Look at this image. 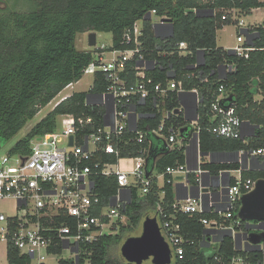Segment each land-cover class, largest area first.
Segmentation results:
<instances>
[{"label":"trees","instance_id":"trees-1","mask_svg":"<svg viewBox=\"0 0 264 264\" xmlns=\"http://www.w3.org/2000/svg\"><path fill=\"white\" fill-rule=\"evenodd\" d=\"M29 11L0 10V142H9L15 138L34 119L40 111L47 107L65 88L80 82L85 76L86 68L97 61L94 49L79 50L76 45L81 33L100 32L111 33L113 45L108 50H126L134 45L124 42V34L133 31L137 22L143 23L142 53L145 61L150 64L146 75L156 83L164 86L174 79L182 83L186 92L197 90L201 103L198 109V125L200 132V150L203 155L236 154L241 151H251L264 147V100L257 101L260 90L264 91V25L249 28L254 38L246 42L255 50L248 58L240 57L234 52L218 46V32L231 25V10H239L249 15L253 9L264 8L261 0H40ZM195 9L197 12L187 13ZM156 11V16L167 18V25L157 26L150 13ZM229 12V13H228ZM227 14V19L222 17ZM169 30L167 36L158 32V28ZM187 43L186 55L180 54L181 43ZM203 53L204 60H199ZM137 60L129 63L123 75L129 83L137 80L135 67ZM235 65V70L226 78H221L220 69ZM155 66V67H154ZM224 85L227 94L233 96L237 103L240 117L254 125L257 131L254 135L242 139H224L211 134L212 124L211 103L214 93ZM108 83L106 75L98 72L95 75L93 87L88 92L74 93L61 102L42 119L28 135L18 141L10 150L12 155L30 154L32 140L40 135L53 132L58 128V117L66 114L75 116H93L99 119L104 112L101 105L88 103L89 96L106 91ZM155 98L140 105L142 119L139 127L147 130L160 126L163 115L158 114ZM181 93L170 92L166 110L171 114L181 110L179 114H171L166 119L165 132L170 129H183L184 136H189L192 130V119L183 111ZM133 137V134H127ZM154 147L159 142L151 137ZM147 146V145H145ZM163 147V143L161 144ZM143 146L129 143L125 146L123 156H140ZM159 150H161L159 148ZM113 161L112 158H103ZM187 162L186 148H175L159 157L156 163L151 160L149 171L155 168L158 174H164L163 186L153 178L151 192L140 198L137 190L133 191L132 202L124 213L129 217L131 225H137L141 220V211L145 208L150 212L162 204L170 210L176 200V189L173 177L166 174L168 167H177ZM204 170L219 173L220 171L239 170L240 162L204 163ZM244 180L264 179V171L257 169L242 170ZM193 184L195 178L191 177ZM95 192L102 198V206L118 195L119 183L116 175L98 177L95 180ZM161 193H164L161 199ZM152 210V211H151ZM150 212L146 217H150ZM152 216V215H151ZM216 213H201L193 217L180 216L184 233L196 241L187 249L186 259L179 264H216L214 256L207 255L203 247V236L208 231L201 220L215 218ZM64 220V219H63ZM130 227V226H129ZM121 226L122 231L127 228ZM118 235H106L98 242L81 244L83 250L78 262L61 260L60 264H132L109 259V245ZM62 247L53 249L54 254L61 255ZM235 241L231 236H225L214 254L229 261L238 254ZM245 253V252H243ZM246 254V253H245ZM252 264L263 260L261 251L248 253ZM8 258L10 264H27L29 258L20 256L19 251L10 244Z\"/></svg>","mask_w":264,"mask_h":264},{"label":"built area","instance_id":"built-area-1","mask_svg":"<svg viewBox=\"0 0 264 264\" xmlns=\"http://www.w3.org/2000/svg\"><path fill=\"white\" fill-rule=\"evenodd\" d=\"M150 15H156V11ZM227 17L224 14L222 19ZM163 19L156 23L158 27L168 23ZM139 22L133 31L124 34V42L135 47L111 50L108 59L105 58L107 45L94 47L100 52L96 54L97 61L86 68L85 75L93 74L95 78L96 73L102 72L108 83L106 91L88 98V103L104 107L99 119L93 116L62 115V128L35 137L29 155H12L9 152L0 159V202L8 198L17 202L14 215H7L0 210V264H10V244L19 251L20 256L29 258L27 264H48L52 255H58L52 252L53 249L59 247L63 248L61 255L69 253L60 262L62 259L78 262L83 252L81 244H91L106 235H114L122 226L128 217L124 211L132 202L135 189L139 197L144 198L151 192L153 178L157 177L159 185L161 179L164 183V174L153 175L155 166L151 168V175L147 176L151 154L159 158L166 151L180 147L195 148L199 157L198 168L193 171L188 164L167 168L166 174L173 177V184L182 185L179 188L182 193L176 197L170 210L158 204L152 215L157 218L162 235L170 247L172 264L184 261L187 249L196 243L185 235L180 216L193 217L201 213L217 214L215 218L201 220L208 230L203 236V247L207 255L214 256L216 264H252L248 253L257 251L263 253V260L257 264H264V244L258 247L249 239L250 234L256 231L255 226L239 217L242 196L252 192L256 186V180H244L242 160L246 159L247 169L264 171V147L239 152L242 168L220 171L217 184L212 181L207 183L205 178L201 182L203 173L210 174V171L202 168L201 128L194 122L197 128L193 130V126L189 136H184L183 129L173 127L169 134L165 132L166 119L175 114L166 110L169 93L177 91L182 94L186 91L182 83L174 78L164 86L146 75L150 64L142 53L140 37L143 35V23L139 27ZM238 23L240 28L245 27L243 21ZM237 40L234 53L248 58L255 48L246 45L243 33L237 36ZM179 47L181 55L189 53L187 43L183 42ZM133 60L138 61L135 67L137 80L129 83L123 75ZM231 66L234 71L235 65ZM193 91L197 93V90ZM70 96L64 97L56 106ZM153 97L155 109L163 115V119L159 127L145 130L139 127L142 119L140 105ZM214 97L211 103L212 124L209 127L211 134L218 138L245 140L248 135L245 130L247 122L238 114L233 96L227 94L226 87L222 85ZM256 100H264L263 90L259 91ZM198 101L200 103V99ZM130 133L134 136L128 137ZM71 137L74 138L73 144ZM151 137L159 142L156 147ZM132 142L143 146L140 156H123L125 146ZM104 157L112 158L113 161H104ZM225 172H229L230 176L234 172L239 175L235 176L236 180L232 183L226 179ZM192 173L196 174V184L199 181L200 185L195 193L189 181ZM113 175L117 176L119 193L108 205L102 206V198L95 192V180ZM183 189H187V194L183 193ZM163 197L164 193H161V199ZM225 236L234 239L235 249L239 251L229 261L214 254ZM3 244L7 252L5 263L1 254Z\"/></svg>","mask_w":264,"mask_h":264},{"label":"rangeland","instance_id":"rangeland-1","mask_svg":"<svg viewBox=\"0 0 264 264\" xmlns=\"http://www.w3.org/2000/svg\"><path fill=\"white\" fill-rule=\"evenodd\" d=\"M40 0H35V3H37ZM34 0H0V10L6 11L8 9L15 10V11H29L31 8H33ZM229 13V12H228ZM231 18L233 19V22L231 25L224 27V29L220 30L218 32V43L219 46L224 47L226 49H232L238 45L237 35L240 34L241 28L239 27L238 21H243L244 24L248 27V25H259V23H264V8L258 9L254 12L252 15H246L240 12L239 10H231L230 14ZM161 18L153 15L152 20L153 22L157 23ZM167 25V24H166ZM139 27H142V22H139ZM169 30L166 28H158V32L161 34H166ZM90 33H81L77 37L76 45L79 50H90L94 51V47L90 46ZM97 34V46L101 45H107L108 48H110L113 45V36L111 33H100L96 32ZM111 57V51L105 50V58ZM94 75L93 74H86L84 78L78 82L76 85L70 87L68 86L65 88L47 107L43 108L40 113L32 120H29L27 125L24 127V129L11 141L9 142H0V159L8 155L10 150L13 148V146L20 141L21 139L25 138L28 133L32 130L34 126H36L40 121H42L43 118H45L51 111H53L56 108V104L60 102L64 97L73 95L74 93L79 92H88L91 90L94 84ZM58 128H62L63 125V118L61 116L58 117ZM239 156L232 155V156H226L222 157V161L227 162H233L237 161ZM244 160H242L243 164ZM241 163V162H240ZM124 164V163H123ZM129 164V163H125ZM154 176H159L158 171L155 169ZM194 178V177H193ZM160 184H163V180H160ZM16 205L17 202L13 198L4 199L0 202V210L7 215H14L16 214ZM152 211V210H151ZM150 212V209H144L141 211V220L137 225H131V222L128 217L125 218L124 223L121 225L127 228L125 231H122L121 226H119V229L115 232L114 235H118L120 237V240L114 239L112 243L109 245V259L115 260V261H123V255H122V247L126 240L129 237H136L141 236L143 232V223L145 221L146 214ZM153 215V212H150V217ZM113 235V236H114ZM2 256H3V262H6V246L3 244L2 246ZM64 256H69V253H63V255H52L49 260L48 264H60V259ZM144 264H153L152 259L147 260L144 262Z\"/></svg>","mask_w":264,"mask_h":264},{"label":"water","instance_id":"water-1","mask_svg":"<svg viewBox=\"0 0 264 264\" xmlns=\"http://www.w3.org/2000/svg\"><path fill=\"white\" fill-rule=\"evenodd\" d=\"M191 12H194V10L190 9L189 13ZM149 19H152L151 15ZM163 20L167 22L168 19L164 18ZM89 38L90 46L95 47L97 45L96 32H91ZM230 51L234 52L233 49ZM172 78H174V76ZM180 111V109L176 110L175 114H179ZM195 112L197 113V109ZM194 120L196 121V119H192V121ZM73 141L74 138L71 137L72 144ZM236 154L239 156V153ZM206 156H212V154ZM157 159L158 156L152 153L148 160V164H150L151 160L156 162ZM212 162L227 163V161L214 159H212ZM233 162H240V159ZM206 174L207 173H203L201 176V182H203V178ZM150 175L151 171L148 172L147 176L149 177ZM192 188L199 189V181H197V184H194ZM130 193H132V191H130ZM239 217L244 221L251 222V225L255 226L254 228L256 231L250 234V241L258 247L264 244V179H258L255 189L242 196ZM122 255L127 262L132 264H144V262L149 259H152L153 264H172L171 250L162 235L157 218L147 217L145 219L141 236L129 237L122 247Z\"/></svg>","mask_w":264,"mask_h":264},{"label":"crops","instance_id":"crops-1","mask_svg":"<svg viewBox=\"0 0 264 264\" xmlns=\"http://www.w3.org/2000/svg\"><path fill=\"white\" fill-rule=\"evenodd\" d=\"M261 1L264 2V0H261ZM259 9H261V8H259ZM256 10H258V9H253L252 10V13L249 14V15L254 14V12ZM260 25H264V23H261V24L259 23V25L250 24V25H248V27L245 24V27H242L241 28L240 34L243 33V35L245 36L247 42H250V41L253 40L254 35L253 36L250 35L249 28L258 27ZM164 36H167V33L164 34ZM218 46H219V43H218ZM219 47H221V46H219ZM221 48H224V47H221ZM224 49H226V48H224ZM226 50H228V49H226ZM230 50L231 49H229V51ZM199 60L200 61H203L204 60L203 53H200L199 54ZM232 72H233L232 66L231 65H228V66H225V67H223V68L220 69V76H221V78H226L227 75L229 73H232ZM76 84L77 83L72 84L70 87H72V86H74ZM181 99H182V108L181 109H183L184 113L186 115H188V117H190L191 119H196V121L195 120L192 121V126H194V130H196V128H197V125L196 124H198V119H199L198 109H199V106H200V103H201V98L194 91H189V92L182 93L181 94ZM199 99H200V103L198 101ZM196 109H197V113L195 112ZM194 122L196 124H193ZM245 130H246V133H248L247 137H250V136H252V135H254L256 133L257 128L254 125H251L249 123H246L245 124ZM232 155H237V154H225V153H221V154H212V156H206V155H203L202 154V156H203L202 163L203 164L204 163H214V162H212V159H214V160H221L222 157L232 156ZM186 157H187L186 164H188L190 166V169H192L193 171L194 170H197L198 165H199V157H198V153H197V151L195 150L194 147H191L190 149H187L186 148ZM243 166L245 168H247V161H246V159H244ZM206 171H210V170H206ZM206 173L207 174L205 175L204 178L207 181V183L209 181H212L214 184H217V181L219 179V173L211 172V171H210V174H208V172H206ZM238 175H239V173L234 172L232 174V176H230V173L229 172H225L226 179L228 181L231 180L232 183L235 182V180H236L235 179V176H238ZM191 177H194L196 179L197 176H196L195 173H192L189 176V181L191 182V186H193L194 184L191 181ZM160 186H163V184L162 185L160 184ZM174 187L176 189V196H178L180 193H182V191L180 192V189H179V188L182 187V185H177V186L174 185ZM195 191H196L195 189L192 190V192H194V193H195ZM187 192H188L187 189H183V193H186L187 194ZM1 252H2V247H1ZM6 254H7V252H6Z\"/></svg>","mask_w":264,"mask_h":264}]
</instances>
